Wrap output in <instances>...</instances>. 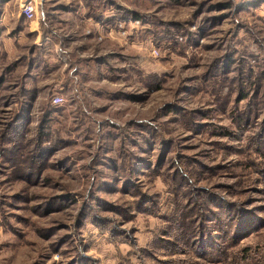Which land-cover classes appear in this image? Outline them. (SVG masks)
Segmentation results:
<instances>
[{
  "label": "clouds",
  "instance_id": "9594fccd",
  "mask_svg": "<svg viewBox=\"0 0 264 264\" xmlns=\"http://www.w3.org/2000/svg\"><path fill=\"white\" fill-rule=\"evenodd\" d=\"M0 116V264H264V0H0Z\"/></svg>",
  "mask_w": 264,
  "mask_h": 264
},
{
  "label": "rangeland",
  "instance_id": "374dc122",
  "mask_svg": "<svg viewBox=\"0 0 264 264\" xmlns=\"http://www.w3.org/2000/svg\"><path fill=\"white\" fill-rule=\"evenodd\" d=\"M221 7H222V5H220L219 3L212 4V5H209V11H211L213 9L219 10ZM209 19L219 22L218 24L210 25V27H215L217 29V31L216 32H208L207 30H205L204 35L210 37V39L212 41H215L217 39L223 40L224 37H223V35H221V33L225 32V31H230V29L224 28L222 17L221 16H213V17H210ZM202 38H203V36H202ZM214 48H215V44L212 42L204 45L205 50H211ZM185 90H187V89H185ZM5 107H7V102L5 103ZM0 119H3V117L0 116ZM261 131H264V129H262ZM216 167H220V165H216ZM54 170H55V166H54ZM41 175L42 174L37 175L36 181L31 180V175H29L28 177H17V179H25L28 182H30L33 187H35L38 184ZM45 180H46V182H52V181H55L56 178H55V176H49V177H46ZM56 183H58V181H56ZM125 185H126V187L122 188L120 190L121 195L126 194L128 189L134 187V184L130 183L129 181H125ZM54 186H55V184H54ZM111 191H113L115 193V190H111ZM0 195H4V194L0 193ZM64 195H67V193L45 194L43 192H35V193L31 194L30 196L25 197V196H21L20 192H15V193L8 194L9 198L12 201H14V203L9 204L8 207L13 208L15 210L14 211V214H15V213H19L20 211H22L23 206L28 204L31 200H36L37 203L31 205L33 214H36L37 212H39L42 209L43 211L40 212V215L43 217H48V216H51L52 214L59 213L62 211L61 206L56 204L55 202ZM0 203H6V201H0ZM17 219L23 220L25 218L21 217V216H17ZM54 219H55V217L53 216V220ZM57 227H67V225L63 224V223H61V224L50 223L49 226L44 227L41 230L46 232V233L54 234L55 229ZM65 239H66L65 236H61L59 238V240L57 242V248H59V246L64 243ZM92 259H93V257H91V256L81 257L80 258V264H86L87 261L92 260ZM67 264H76V259L74 258L72 260L67 261Z\"/></svg>",
  "mask_w": 264,
  "mask_h": 264
}]
</instances>
